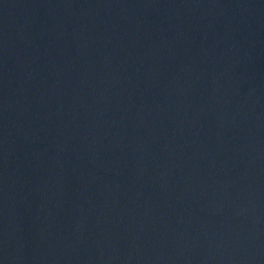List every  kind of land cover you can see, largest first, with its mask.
Segmentation results:
<instances>
[{
  "label": "water",
  "instance_id": "95a60500",
  "mask_svg": "<svg viewBox=\"0 0 264 264\" xmlns=\"http://www.w3.org/2000/svg\"><path fill=\"white\" fill-rule=\"evenodd\" d=\"M0 264H264V0H0Z\"/></svg>",
  "mask_w": 264,
  "mask_h": 264
}]
</instances>
